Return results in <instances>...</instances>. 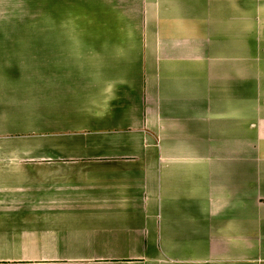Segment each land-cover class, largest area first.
<instances>
[{"label": "crops", "instance_id": "crops-1", "mask_svg": "<svg viewBox=\"0 0 264 264\" xmlns=\"http://www.w3.org/2000/svg\"><path fill=\"white\" fill-rule=\"evenodd\" d=\"M0 264H264V0H0Z\"/></svg>", "mask_w": 264, "mask_h": 264}]
</instances>
